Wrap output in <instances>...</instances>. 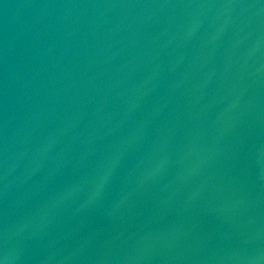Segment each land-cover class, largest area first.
<instances>
[{"label": "water", "instance_id": "95a60500", "mask_svg": "<svg viewBox=\"0 0 264 264\" xmlns=\"http://www.w3.org/2000/svg\"><path fill=\"white\" fill-rule=\"evenodd\" d=\"M3 264H264V0H0Z\"/></svg>", "mask_w": 264, "mask_h": 264}, {"label": "snow or ice", "instance_id": "6c2138e0", "mask_svg": "<svg viewBox=\"0 0 264 264\" xmlns=\"http://www.w3.org/2000/svg\"><path fill=\"white\" fill-rule=\"evenodd\" d=\"M0 264H3V261L2 260H0Z\"/></svg>", "mask_w": 264, "mask_h": 264}]
</instances>
